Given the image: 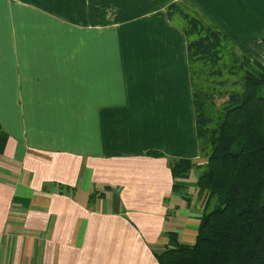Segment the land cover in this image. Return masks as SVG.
I'll list each match as a JSON object with an SVG mask.
<instances>
[{
	"label": "crops",
	"instance_id": "obj_1",
	"mask_svg": "<svg viewBox=\"0 0 264 264\" xmlns=\"http://www.w3.org/2000/svg\"><path fill=\"white\" fill-rule=\"evenodd\" d=\"M173 1L0 0V264H158L167 231L194 241L197 171L168 167L205 161ZM189 2L264 64V0Z\"/></svg>",
	"mask_w": 264,
	"mask_h": 264
},
{
	"label": "trees",
	"instance_id": "obj_2",
	"mask_svg": "<svg viewBox=\"0 0 264 264\" xmlns=\"http://www.w3.org/2000/svg\"><path fill=\"white\" fill-rule=\"evenodd\" d=\"M165 11L186 39L196 138L205 158H168V167L173 179L198 172L205 206L194 241L167 231L166 247L154 256L158 264H264V64L239 52L189 0L173 1ZM7 136L0 125V152ZM172 190L189 200L183 185L173 183Z\"/></svg>",
	"mask_w": 264,
	"mask_h": 264
},
{
	"label": "rangeland",
	"instance_id": "obj_3",
	"mask_svg": "<svg viewBox=\"0 0 264 264\" xmlns=\"http://www.w3.org/2000/svg\"><path fill=\"white\" fill-rule=\"evenodd\" d=\"M92 46H94V45H92ZM81 49H82V39H81L80 45L75 50L78 51ZM67 56H68L67 54H62L61 57H57V58L45 57L42 59L32 60V62H37L40 66H43V67H47L46 66L47 64H49V65L51 64L52 65L51 67L55 68L60 64H64V63H67L68 61H70V59L67 58ZM71 76L73 79L72 83L74 84V86L81 88L82 87V76L76 70H74L72 72ZM263 94H264V87H263ZM192 160H194V159H192ZM191 240H193V239H191Z\"/></svg>",
	"mask_w": 264,
	"mask_h": 264
}]
</instances>
